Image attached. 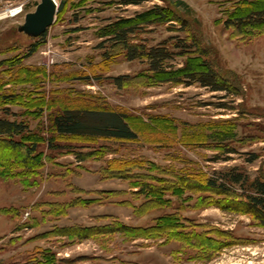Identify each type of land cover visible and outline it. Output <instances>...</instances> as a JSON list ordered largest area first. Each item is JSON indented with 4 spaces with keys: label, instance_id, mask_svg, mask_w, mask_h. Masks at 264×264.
Here are the masks:
<instances>
[{
    "label": "rangeland",
    "instance_id": "1",
    "mask_svg": "<svg viewBox=\"0 0 264 264\" xmlns=\"http://www.w3.org/2000/svg\"><path fill=\"white\" fill-rule=\"evenodd\" d=\"M20 1L0 0V60H20L0 68V97L11 96L0 101V118L27 125V136L14 140L28 148L38 142L32 159L0 136V264H264V227L247 214L197 206L207 193L185 184L202 175L222 181L223 174L239 172L264 178V30L238 34L226 25L248 0H184L187 6L178 7L175 0H138L98 21L68 4L29 57L40 36L19 27L38 2L18 15L1 16ZM156 5L174 20L140 25L133 41L147 47L168 41L174 53L187 50L169 61L172 69L199 57L238 94L199 82L152 85L147 60H128L120 47L98 36L118 17ZM102 42L104 48L98 46ZM105 50L112 58L103 68ZM77 75L83 79H73ZM116 76L127 77L122 86L114 83ZM78 93L97 94L126 111L139 138L85 140L51 131L50 113L60 109L61 98ZM52 140L60 147L50 148ZM110 164H124L127 177H110ZM233 187L244 191L239 183ZM166 214L176 216L175 229L219 232L227 245L209 260L196 258L198 244L185 247L150 229ZM119 224L135 230H106ZM88 228L107 232L76 235ZM145 229L152 237L135 235Z\"/></svg>",
    "mask_w": 264,
    "mask_h": 264
},
{
    "label": "trees",
    "instance_id": "2",
    "mask_svg": "<svg viewBox=\"0 0 264 264\" xmlns=\"http://www.w3.org/2000/svg\"><path fill=\"white\" fill-rule=\"evenodd\" d=\"M134 2L128 0L127 3ZM175 6H187L184 1H177ZM65 6V1L61 0L59 4L58 12L62 11ZM168 20H174L168 15L166 7L156 5L151 9H147L134 16L118 17L112 22L106 24L98 32V36L101 38H107L108 42L111 41V47H120L124 52L128 60L142 59L148 61V70L151 75H146L153 81L152 85L158 82H174L176 84L190 82H199L201 85L209 87L211 90L230 91L238 94V91H234L232 84L226 79L221 77L218 72L207 61H201L199 57H191L187 60L183 66L172 69V65L169 61L175 57V55H185L186 51L175 52L168 45V41H164L157 46L147 47L145 45L135 43L133 37L140 25L145 23H160ZM178 20V19H177ZM180 20V19H179ZM186 21L184 20L183 23ZM226 25L233 27L238 34L250 32L253 30H264V0H248L239 5L232 13L231 17L226 20ZM45 32L40 36V39L32 43L29 47L27 57L32 56L40 46L43 45ZM100 48H104V43H99ZM174 46H187L180 45V43ZM103 59L100 62L103 68L108 65L107 60L111 59L106 50L102 53ZM20 60L10 61L8 59L0 60V68L4 65L17 66ZM24 70L23 68H21ZM126 76L113 77V81L117 86L123 85V79ZM73 79H83L81 75L74 76ZM10 100L11 96H1L0 101ZM61 107L58 111L50 113L49 122L50 130L62 135L70 137L81 138L85 140H94L96 138L101 139H114V140H137L139 138V131L128 120V114L122 109L113 107L103 97L93 93H78L73 97L61 98ZM27 125L23 122L13 121L7 118H0V136L10 137L11 139L4 140L11 148L20 147L21 150L25 148L24 156H31L37 149V140H34L32 147H27L21 143L22 141H16L13 136L19 135L26 137ZM50 148H58L60 145L51 141ZM84 157L79 158L83 160ZM255 157L252 158L254 160ZM23 162H26L23 160ZM28 162V161H27ZM25 163L26 165L35 166L38 164L37 160L31 163ZM123 163V162H122ZM124 164H110V177L126 178L122 170ZM128 166V165H127ZM219 181V178L213 176L202 175L196 183L186 182V189L199 192H206L207 194L198 199L197 206H215L221 210L227 212H235L240 214H247L256 220L262 227H264V178L257 176L251 179L248 175H244L242 172L234 174H223ZM239 183L244 191L240 193L237 191L233 184ZM184 185V184H183ZM144 191V189H143ZM176 192L181 193L182 187H176ZM217 196V197H215ZM161 197V195H160ZM177 218L173 214H166L156 219V224L150 229L154 228L159 231L168 233L171 237H176L181 241V245L188 247L198 244L200 246V253L196 258L211 259L215 252L225 247V241L220 239L221 234L219 232L214 233H192L181 232L176 228ZM108 231H131L135 228H131L124 224H119L115 227H106ZM147 229L135 233L139 237H152L146 233ZM97 232H107L105 228H98ZM91 228H88V232L80 233L76 235L81 238H87L91 234H94ZM67 234V233H66ZM154 237V236H153ZM192 240V241H191ZM204 253V256H201Z\"/></svg>",
    "mask_w": 264,
    "mask_h": 264
},
{
    "label": "water",
    "instance_id": "3",
    "mask_svg": "<svg viewBox=\"0 0 264 264\" xmlns=\"http://www.w3.org/2000/svg\"><path fill=\"white\" fill-rule=\"evenodd\" d=\"M58 11L56 0H40L34 11L27 12L19 30L33 37L43 35L55 22Z\"/></svg>",
    "mask_w": 264,
    "mask_h": 264
},
{
    "label": "crops",
    "instance_id": "4",
    "mask_svg": "<svg viewBox=\"0 0 264 264\" xmlns=\"http://www.w3.org/2000/svg\"><path fill=\"white\" fill-rule=\"evenodd\" d=\"M64 1H65V5L71 4L72 7L76 6L75 7L77 9L76 12L81 11L83 15L87 13V15L89 17H92L91 19H93L94 21L110 19L111 15H108L107 12L112 10L116 11L118 10L117 7H123V6L128 7L130 5H135V6L138 5V0H133L134 2L131 3H127L128 0H64ZM177 1L180 0H175L174 3H176ZM102 14H107V15H102ZM79 21L80 20L76 22Z\"/></svg>",
    "mask_w": 264,
    "mask_h": 264
},
{
    "label": "built area",
    "instance_id": "5",
    "mask_svg": "<svg viewBox=\"0 0 264 264\" xmlns=\"http://www.w3.org/2000/svg\"><path fill=\"white\" fill-rule=\"evenodd\" d=\"M39 1L40 0H21L17 5L12 6L9 9H7L6 13L9 12L11 14L13 11H15V15H18V14H20V13H22L24 11V7L26 6V4H28V3H37ZM56 1L58 2V0H56Z\"/></svg>",
    "mask_w": 264,
    "mask_h": 264
},
{
    "label": "bare ground",
    "instance_id": "6",
    "mask_svg": "<svg viewBox=\"0 0 264 264\" xmlns=\"http://www.w3.org/2000/svg\"><path fill=\"white\" fill-rule=\"evenodd\" d=\"M13 11V10H12ZM15 15V11H13L11 14L8 12V13H2L1 16L2 17H7V16H14Z\"/></svg>",
    "mask_w": 264,
    "mask_h": 264
}]
</instances>
